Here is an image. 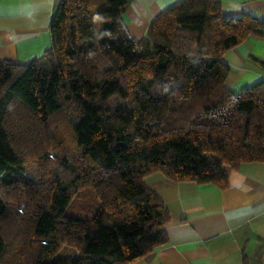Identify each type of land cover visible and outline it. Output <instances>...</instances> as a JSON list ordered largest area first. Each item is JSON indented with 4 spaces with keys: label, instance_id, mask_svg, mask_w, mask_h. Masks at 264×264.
Segmentation results:
<instances>
[{
    "label": "trees",
    "instance_id": "obj_1",
    "mask_svg": "<svg viewBox=\"0 0 264 264\" xmlns=\"http://www.w3.org/2000/svg\"><path fill=\"white\" fill-rule=\"evenodd\" d=\"M129 1L61 0L50 48L28 65L0 62V264L133 263L168 241L145 177L226 189L225 166L264 163V83L232 94L222 62L264 37V21L180 0L135 42L121 20ZM55 117L68 134L53 133ZM57 138L72 148L26 178L27 158H52ZM79 192L82 214H69ZM63 246L76 252L54 259Z\"/></svg>",
    "mask_w": 264,
    "mask_h": 264
},
{
    "label": "crops",
    "instance_id": "obj_2",
    "mask_svg": "<svg viewBox=\"0 0 264 264\" xmlns=\"http://www.w3.org/2000/svg\"><path fill=\"white\" fill-rule=\"evenodd\" d=\"M61 0H0V62L28 65L51 46L49 23ZM180 0H130L121 20L138 42L162 11ZM228 17L264 21V0H219ZM264 37L250 35L227 50L225 86L237 94L264 83ZM228 187L172 183L159 172L144 178L164 203L167 243L130 264H264V163L225 166Z\"/></svg>",
    "mask_w": 264,
    "mask_h": 264
},
{
    "label": "rangeland",
    "instance_id": "obj_3",
    "mask_svg": "<svg viewBox=\"0 0 264 264\" xmlns=\"http://www.w3.org/2000/svg\"><path fill=\"white\" fill-rule=\"evenodd\" d=\"M115 99L116 98L114 97L112 100ZM51 126H52L51 130L53 131V133L57 130V127H59V130H61V133L57 136H61L69 133L68 128L65 125V122L61 120V118L55 117L52 120ZM63 138H57V140L55 141V145L57 146L56 149L49 151L50 155L53 154L52 158H47V160H43L42 158L39 159L31 158V157L27 158L23 170L24 176L26 178L37 181L39 177L43 175L46 176L47 174L51 173L54 168H56L59 162V158L62 157L61 152L67 154L66 150L68 148H72L71 140L68 142V138H66V140ZM80 196H83V192H79L73 195L72 202L69 207V214H73V215L82 214L80 207L81 204L83 205L84 203L81 202ZM23 206L24 204H21L20 208L22 209ZM75 252L76 250L74 248L63 246L60 249V251L55 254L54 259L61 257H69L72 256Z\"/></svg>",
    "mask_w": 264,
    "mask_h": 264
},
{
    "label": "clouds",
    "instance_id": "obj_4",
    "mask_svg": "<svg viewBox=\"0 0 264 264\" xmlns=\"http://www.w3.org/2000/svg\"><path fill=\"white\" fill-rule=\"evenodd\" d=\"M100 19V17L99 16H97V17H94V20H99Z\"/></svg>",
    "mask_w": 264,
    "mask_h": 264
}]
</instances>
